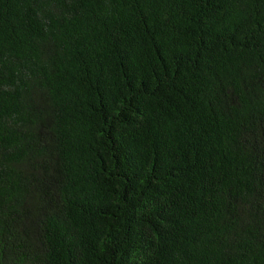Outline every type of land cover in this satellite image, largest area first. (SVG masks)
Masks as SVG:
<instances>
[{
    "label": "trees",
    "instance_id": "16d2710c",
    "mask_svg": "<svg viewBox=\"0 0 264 264\" xmlns=\"http://www.w3.org/2000/svg\"><path fill=\"white\" fill-rule=\"evenodd\" d=\"M0 264H264V0H0Z\"/></svg>",
    "mask_w": 264,
    "mask_h": 264
}]
</instances>
